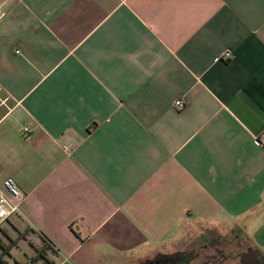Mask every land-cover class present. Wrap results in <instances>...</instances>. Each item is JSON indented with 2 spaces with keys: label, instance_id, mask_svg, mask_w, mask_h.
I'll use <instances>...</instances> for the list:
<instances>
[{
  "label": "crops",
  "instance_id": "1",
  "mask_svg": "<svg viewBox=\"0 0 264 264\" xmlns=\"http://www.w3.org/2000/svg\"><path fill=\"white\" fill-rule=\"evenodd\" d=\"M0 5V264H264V0Z\"/></svg>",
  "mask_w": 264,
  "mask_h": 264
},
{
  "label": "built area",
  "instance_id": "2",
  "mask_svg": "<svg viewBox=\"0 0 264 264\" xmlns=\"http://www.w3.org/2000/svg\"><path fill=\"white\" fill-rule=\"evenodd\" d=\"M5 12L1 9L0 5V17H3ZM232 57L231 52L225 51L222 55H218L214 60L227 61ZM186 105L185 101L181 98L174 101L173 106L175 109H183ZM31 131L29 126H24L20 134L26 136ZM253 144L256 146H262L264 148V131H262L258 136L253 137ZM72 148H74L73 142H69L64 150L69 153ZM20 188L17 186L15 180L12 177H6L0 183V225L5 223L13 216L21 214L22 208L24 207L26 197ZM67 258L64 259V262Z\"/></svg>",
  "mask_w": 264,
  "mask_h": 264
},
{
  "label": "trees",
  "instance_id": "3",
  "mask_svg": "<svg viewBox=\"0 0 264 264\" xmlns=\"http://www.w3.org/2000/svg\"><path fill=\"white\" fill-rule=\"evenodd\" d=\"M42 237H43V241L45 242V244H47L48 246L52 247V243L49 241V238H47L45 236V234L42 233ZM160 261V264H184L185 260H183L182 258H171L168 257V255H163L161 257V259H158ZM0 263H2V261L0 260Z\"/></svg>",
  "mask_w": 264,
  "mask_h": 264
},
{
  "label": "flooded vegetation",
  "instance_id": "4",
  "mask_svg": "<svg viewBox=\"0 0 264 264\" xmlns=\"http://www.w3.org/2000/svg\"><path fill=\"white\" fill-rule=\"evenodd\" d=\"M240 264H258V259L255 257L251 250L244 251L240 255Z\"/></svg>",
  "mask_w": 264,
  "mask_h": 264
},
{
  "label": "rangeland",
  "instance_id": "5",
  "mask_svg": "<svg viewBox=\"0 0 264 264\" xmlns=\"http://www.w3.org/2000/svg\"><path fill=\"white\" fill-rule=\"evenodd\" d=\"M222 240H223V243H224V244H226L227 241H228L226 238H223ZM222 240H221V241H222ZM236 243H237V245H238V246H237V248H238V252H234V251H233V252L236 253V255H237V254L239 253V251H241V250L246 246V245H245L246 243L243 242V245H239V242H236ZM201 244H202V243H201ZM201 244H199V242H197L196 244H194V246H191V247H192V249L194 248L195 251L200 252ZM199 245H200V246H199Z\"/></svg>",
  "mask_w": 264,
  "mask_h": 264
}]
</instances>
